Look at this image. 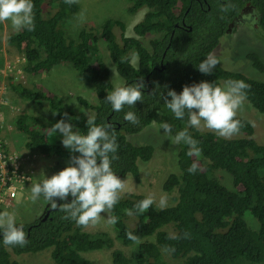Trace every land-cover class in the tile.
Returning <instances> with one entry per match:
<instances>
[{
    "label": "trees",
    "instance_id": "trees-1",
    "mask_svg": "<svg viewBox=\"0 0 264 264\" xmlns=\"http://www.w3.org/2000/svg\"><path fill=\"white\" fill-rule=\"evenodd\" d=\"M206 1L130 0L128 11L131 15L146 10L142 21L133 29L135 35L159 36L150 40L149 47L136 37L126 36L124 23L119 20H107L101 29L84 28L75 37L68 35L64 23L78 13L79 6L66 4L64 0H32L35 31L24 29L7 36V44L24 55L26 74L50 73L55 67L70 65L77 72L90 76L98 103L91 105L82 98L78 101L95 112L96 125H111L110 134L115 132L118 159L112 161L111 167L119 178L131 176L140 182L139 164L152 159L154 147L134 145L128 138L152 124L162 131V123L170 124L172 131L168 135L172 138L187 129L199 142L200 156H188L189 146L183 142L177 145V171L171 172L162 185L165 193H176L173 206L161 209L153 204L147 212L138 214L134 206L147 197L120 194L119 202L110 213L106 212L119 217L113 226L117 239L135 248L131 258L120 250H113L111 264H169L162 255L179 264H241V259L246 260L243 264H264V146L254 139V125L236 117L242 125L240 132L221 137L212 130L202 132L189 126L187 111L183 119H176L165 104V99H171L168 91L180 94L186 85L209 82L221 86L222 81L243 80L249 85L245 100L264 115V82L226 70L219 57L213 55L232 21L245 9L257 12L264 35V0ZM225 7L227 10L222 11ZM2 28L0 22V34ZM99 39L107 44L122 86L143 81L142 102L125 105L122 111L116 112L106 101L114 86L101 56ZM209 54L219 63L211 74H204L198 67ZM135 56L137 66L132 63ZM246 58L254 69L264 71L258 55L248 54ZM9 80L8 90L17 98L37 105L47 103L58 122L63 119L81 134H87L86 115L71 110L66 112L54 92H47L43 86L33 84L31 88ZM127 112L135 113L139 122L125 121ZM15 124L25 135V149L29 152L56 157L69 164L73 156H79L59 142H51L47 127L45 130L36 116L18 115ZM193 163L197 164L195 174L188 171ZM219 170L230 175L233 189H228L215 177ZM71 200L69 196L67 201L57 199L56 202L71 203ZM128 209L134 214L127 215ZM48 211V217L42 221ZM0 212H4L1 207ZM247 213L257 222L258 229L248 225ZM67 215L49 204L41 219L29 224L16 223L17 227L23 226L27 236L28 243L23 247L5 246L3 229H0V264H20L13 254H37L45 250L51 251L56 264H95L83 254L112 249L113 240L106 233L87 232V227L65 219ZM127 232H132L142 242L137 244L129 240ZM173 248L175 251H170Z\"/></svg>",
    "mask_w": 264,
    "mask_h": 264
},
{
    "label": "rangeland",
    "instance_id": "rangeland-1",
    "mask_svg": "<svg viewBox=\"0 0 264 264\" xmlns=\"http://www.w3.org/2000/svg\"><path fill=\"white\" fill-rule=\"evenodd\" d=\"M79 11L75 16H71L66 23L64 29L66 33L72 37L84 28L101 29V26L107 20H119L124 23L125 35L128 37H136L133 31L134 26L142 19L146 10L139 12L136 15H131L128 11L131 5L130 0H79L77 3ZM84 13L83 19L80 14ZM230 24L227 33L220 39L218 47L214 50L213 55L219 57L223 68L233 72H239L246 77L264 82V71L260 72L252 67L251 62L246 58L248 54H256L259 56L264 65V35L260 30L259 16L256 11L245 9L240 12ZM2 32L0 34V69L2 79L0 87H5L6 78L13 77L16 82L25 84L33 88L43 86L49 92H54L61 101L62 107L66 112L69 110L75 113H87L89 117H93L92 113L85 109L79 102L78 97H83L89 103L94 105L97 103L96 95L91 83L89 75L81 74L74 70L70 65H61L55 67L50 73L39 75H29L24 73L23 67L25 60L17 50L9 46L6 42L7 36L15 33L11 22H1ZM159 36H149L148 38H140L146 47H149L150 40ZM101 56L105 60L106 66L109 68L114 87L119 84L122 86V80L117 74L116 67L109 58L107 44L99 39ZM136 56L132 63L137 65ZM226 82H221L223 87ZM0 101L4 102L0 106V153L12 158L16 154H29L25 149L26 137L16 130L14 121L16 116L26 113L34 115L38 118L47 133L50 136V141L57 143L62 142L63 134L58 130L56 133L50 132L56 123H58L55 115L48 110L47 103L37 105L30 100H19L5 88L0 89ZM65 112V113H66ZM236 117H242L254 125V139L258 144L264 146V115L255 110L246 100L243 106L238 110ZM15 126V127H14ZM200 130L209 131L203 126ZM73 131H78L73 129ZM129 141L134 145H153L154 154L152 159L147 163H140V182L137 183L131 176L120 178L127 181L126 189L121 195L136 194L146 197L152 196L157 206H159L162 196H166L167 203L164 208L174 205L173 197L176 193L167 194L162 190V185L171 172H176V160L178 147L172 143V137L165 135L164 131L160 130L158 125L152 124L140 134L130 136ZM13 152L10 155L8 153ZM35 158L29 155L30 159H34V176L29 184L25 185L14 200L6 201L1 204L3 211H8L15 214V221L18 224L33 223L41 218L50 204L46 202L43 196H40L35 201L32 199L31 186L36 183H41L46 178H51L58 174L66 167L71 166L68 162L56 157H45L39 153H35ZM78 155H80L78 153ZM215 177L228 189H233L232 180L229 174L219 170L215 173ZM160 207V206H159ZM108 213H102L101 220L95 225H89L86 228L87 232L91 233H106L113 240L112 249H101L88 253L83 256L91 260L95 264H111L110 256L113 250H120L127 258H131L134 254V246H125L116 237L113 225L107 221ZM245 220L253 229H258L257 222L250 216L245 215ZM165 254V253H164ZM163 260L169 264H179L172 261L168 256L162 255ZM13 258L19 261L20 264H56L51 258V251L45 250L37 254H24ZM240 263H246V260L241 259Z\"/></svg>",
    "mask_w": 264,
    "mask_h": 264
},
{
    "label": "clouds",
    "instance_id": "clouds-1",
    "mask_svg": "<svg viewBox=\"0 0 264 264\" xmlns=\"http://www.w3.org/2000/svg\"><path fill=\"white\" fill-rule=\"evenodd\" d=\"M64 2L72 5L78 3L79 0H64ZM221 10L226 11L227 8L225 7ZM140 12H143V10ZM83 16L84 13L82 12L80 18L83 19ZM143 18L144 16L142 19ZM142 19L139 20V22H141ZM34 20V4L32 0H0V22L10 21L13 29L16 31L24 29L27 31H35ZM135 36L137 39L142 38L137 35ZM20 55L25 60L24 55ZM218 63V59L212 54H209L208 57L200 63L198 70L204 74H211ZM25 64L26 61L24 62V65ZM110 78L113 84L111 73ZM1 79L2 75L0 69V80ZM9 79L16 81L13 77L9 76L6 78L5 87H0V89L4 91L5 88L8 89L7 81L9 82ZM143 88V81L129 86H120L117 84L114 90L108 93L106 101L111 104L113 111L120 112L125 105L133 106L136 105L137 102H142ZM248 88L249 85L243 80L227 81L223 87L214 86L213 83L209 82H201L192 86H184L180 94H177L174 90L168 91L167 95L171 99H165V104L176 119H183L187 111L189 126L202 131L200 128L203 122L204 127L214 131L221 137L227 138L240 132L242 125L241 122L236 119V116L238 110L243 106V102L246 99L245 90ZM13 96L17 98L14 94ZM78 98L84 99L83 97ZM84 100L88 102L86 99ZM62 103H64V101H61V104ZM2 104H4V102L0 101V106ZM47 106L49 110V105L47 104ZM84 108L89 110L93 116L89 117V114L84 113L88 119V131L86 135L81 134L78 129L73 128L72 124L66 123L63 119L49 129L52 133H56L58 130L63 134V140L59 143L63 147L70 149L71 152L79 153L80 155L71 158V166L66 167L51 178L44 179L41 183L33 184L31 186V193L34 201L40 196H43L45 201L49 202L53 209L59 207L61 211L68 214L65 216V219L70 218L74 220L78 226L88 227L89 225L99 223L102 213H110L112 211L121 198L120 194L125 191L127 181L121 180L113 172L111 167L112 161L118 159L115 153L119 147L115 132L112 131L111 134L109 132L111 125H96L94 120L95 112L86 107ZM23 114L26 113L20 115ZM124 120L132 124L139 122L138 117L133 112H127L124 116ZM160 127L164 130L165 135L170 134L172 131L171 125L166 122L162 123ZM73 129L78 131H73ZM181 142L189 146L188 156H200L202 154V149L198 147L199 142L189 134L187 129L178 132L172 138L173 144L179 145ZM12 153L13 152H10L7 155ZM35 153L37 152L16 154V158L23 164L22 170L32 171L30 181L25 185L29 184L34 176V170L32 169L34 166V159H30L29 155L35 158L37 156ZM110 154L113 155L110 156ZM188 171L189 173L195 174L197 171V164L193 163ZM22 190L20 192H22ZM69 196L72 197L71 203L66 202L57 204V199L67 201ZM154 203V198L149 196L134 206L135 212L144 214ZM166 203V196H162L159 203L160 208L162 209L165 207ZM126 214L131 216L134 214V211L128 209L126 210ZM41 220L44 221L46 218H42ZM118 220L119 217L114 215H110L107 218L108 223L113 226L118 223ZM0 229H3V243L5 246L23 247L28 243L23 226L17 227L16 225L14 213L8 211L0 212ZM126 235L128 239L134 243L139 244L142 242L140 238L132 232H127ZM185 238L188 237L185 236ZM170 251H175V249L173 248Z\"/></svg>",
    "mask_w": 264,
    "mask_h": 264
},
{
    "label": "built area",
    "instance_id": "built-area-1",
    "mask_svg": "<svg viewBox=\"0 0 264 264\" xmlns=\"http://www.w3.org/2000/svg\"><path fill=\"white\" fill-rule=\"evenodd\" d=\"M22 169L23 164L16 157L8 158L0 153V205L14 200L30 181L32 171Z\"/></svg>",
    "mask_w": 264,
    "mask_h": 264
},
{
    "label": "water",
    "instance_id": "water-1",
    "mask_svg": "<svg viewBox=\"0 0 264 264\" xmlns=\"http://www.w3.org/2000/svg\"><path fill=\"white\" fill-rule=\"evenodd\" d=\"M48 215H49V212L47 213V215H46V217H45V218H47V217H48Z\"/></svg>",
    "mask_w": 264,
    "mask_h": 264
},
{
    "label": "flooded vegetation",
    "instance_id": "flooded-vegetation-1",
    "mask_svg": "<svg viewBox=\"0 0 264 264\" xmlns=\"http://www.w3.org/2000/svg\"><path fill=\"white\" fill-rule=\"evenodd\" d=\"M204 2L206 3L207 1L206 0H204ZM184 23V22H183ZM185 24V23H184Z\"/></svg>",
    "mask_w": 264,
    "mask_h": 264
}]
</instances>
